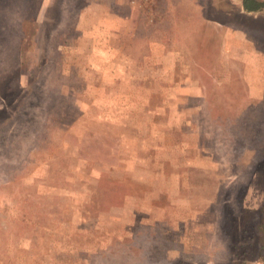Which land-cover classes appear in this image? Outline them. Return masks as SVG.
<instances>
[{
	"label": "rangeland",
	"instance_id": "obj_1",
	"mask_svg": "<svg viewBox=\"0 0 264 264\" xmlns=\"http://www.w3.org/2000/svg\"><path fill=\"white\" fill-rule=\"evenodd\" d=\"M17 68L0 264L235 262L237 197L264 201V8L0 0V78Z\"/></svg>",
	"mask_w": 264,
	"mask_h": 264
},
{
	"label": "trees",
	"instance_id": "obj_2",
	"mask_svg": "<svg viewBox=\"0 0 264 264\" xmlns=\"http://www.w3.org/2000/svg\"><path fill=\"white\" fill-rule=\"evenodd\" d=\"M243 7L247 12H258L264 8V2L257 0H243ZM17 68L11 73L4 74L0 78V94L22 88V75ZM29 85V84H28ZM24 91L23 89L20 90ZM244 189L237 197L241 204V217H238V227L235 250V262L233 264H251L255 260L264 262V201L255 208H248L244 204ZM242 194L243 197H242ZM240 218V220H239ZM223 226V225H222ZM224 227V226H223Z\"/></svg>",
	"mask_w": 264,
	"mask_h": 264
}]
</instances>
